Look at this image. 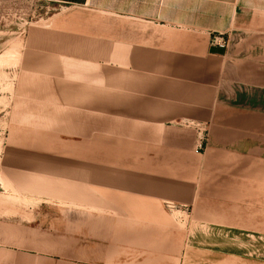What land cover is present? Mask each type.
<instances>
[{"label": "crops", "instance_id": "crops-1", "mask_svg": "<svg viewBox=\"0 0 264 264\" xmlns=\"http://www.w3.org/2000/svg\"><path fill=\"white\" fill-rule=\"evenodd\" d=\"M45 1L1 159L77 248L14 264H264V0Z\"/></svg>", "mask_w": 264, "mask_h": 264}, {"label": "rangeland", "instance_id": "rangeland-1", "mask_svg": "<svg viewBox=\"0 0 264 264\" xmlns=\"http://www.w3.org/2000/svg\"><path fill=\"white\" fill-rule=\"evenodd\" d=\"M51 11L45 0H0V264H14L17 256L30 250L72 256L77 248L73 238L40 228V201L27 200L32 192L29 189L28 192H22L14 185L15 175L6 170L1 159L13 123V81L21 49L32 25L46 12ZM172 211L176 225L183 230V236L188 237L190 216L178 209ZM218 235L221 236V233L214 238ZM190 251L191 243L188 240L179 264H192L185 261L186 254Z\"/></svg>", "mask_w": 264, "mask_h": 264}, {"label": "built area", "instance_id": "built-area-1", "mask_svg": "<svg viewBox=\"0 0 264 264\" xmlns=\"http://www.w3.org/2000/svg\"><path fill=\"white\" fill-rule=\"evenodd\" d=\"M228 38H226L224 35H218L214 38V43L220 45V46H227L228 45ZM204 143L203 141L200 142L199 148H203ZM168 207L170 209H178V207L174 203H167Z\"/></svg>", "mask_w": 264, "mask_h": 264}]
</instances>
